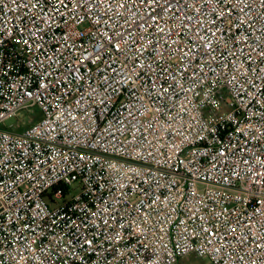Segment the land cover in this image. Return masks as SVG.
<instances>
[{"label":"built area","instance_id":"built-area-1","mask_svg":"<svg viewBox=\"0 0 264 264\" xmlns=\"http://www.w3.org/2000/svg\"><path fill=\"white\" fill-rule=\"evenodd\" d=\"M189 255L264 264V0H0V264Z\"/></svg>","mask_w":264,"mask_h":264},{"label":"rangeland","instance_id":"rangeland-1","mask_svg":"<svg viewBox=\"0 0 264 264\" xmlns=\"http://www.w3.org/2000/svg\"><path fill=\"white\" fill-rule=\"evenodd\" d=\"M24 116L29 117V124L38 121L41 118V111L38 107H32L25 110ZM17 124V120L12 118L6 122V126ZM79 190H74L73 194L76 195ZM178 264H211V262L206 258H199L195 255H189L183 258Z\"/></svg>","mask_w":264,"mask_h":264}]
</instances>
